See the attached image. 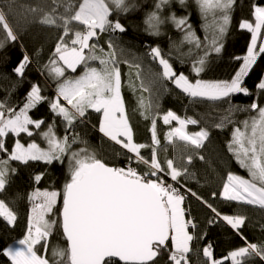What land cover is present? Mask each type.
Segmentation results:
<instances>
[{
  "label": "snow or ice",
  "instance_id": "snow-or-ice-1",
  "mask_svg": "<svg viewBox=\"0 0 264 264\" xmlns=\"http://www.w3.org/2000/svg\"><path fill=\"white\" fill-rule=\"evenodd\" d=\"M112 3L121 11H128L124 0H112ZM168 3L169 0H159L156 8L160 9ZM179 3L183 6L185 0H179ZM197 3L202 11L214 10L217 14L216 29L210 44L202 46L196 39L187 16L177 18L173 13L169 17L175 28L184 33L181 43L187 41L203 51V55L199 56L192 66V71L196 74L194 82L185 74L174 71L173 64L165 58L159 46H146V56L153 62H158L162 71L146 68L143 56L132 55L128 58L127 50L112 35L123 34L127 28L118 19H109L110 8L105 0H81L78 9L70 15L53 14L54 9L52 12L30 9L32 12L41 13L39 23L42 25L62 29L48 63L41 67L37 61V70H47L56 80V95L54 99L45 97L39 85L32 84L22 106L8 103L12 92L16 90L32 62L29 54L24 51L22 58L11 69L17 80L10 88L5 89L7 96L0 100V193L6 191L12 176L18 172L11 166L12 161L24 165L35 161L52 165L54 162L63 163L67 156L69 167L62 192L54 188L35 189L29 195L31 208L27 214V231L23 238L16 240L20 247L12 248L8 243L0 248V255L6 256L10 264H50L46 258L48 240L57 228L62 239L66 241V247L53 248L54 259L51 264H111L110 258H118L123 264H156L157 258L165 252L167 259L164 264H191L189 256L193 251L192 242L203 239L207 233L197 236L194 220L185 219L186 209L182 205L186 201V194H190L210 209L212 215L208 219L209 225L222 222L245 241L246 246H240L228 253L226 259H230L231 264H247L253 257L264 261V243L248 242L243 236L241 230L247 220L245 215L223 214L197 192L181 183V177L195 178V174L188 169V165L193 162L192 155L187 156V162L178 168L174 158H167L163 164L158 162L157 149L153 147L150 162L143 160L145 164H150V170L139 174L132 167L107 166L94 152L86 148L71 151V145L87 144V141L74 132L70 136L57 137L54 123L49 124L47 131L41 133L46 141V148L35 142H29L25 146L16 139L9 150L6 142L9 134L19 137L21 133H26L31 137L33 132L30 126L41 128L44 121L33 120L29 111L46 101L50 111L66 122V132L74 127L75 121L85 122L89 115L88 110L100 113L98 131L103 137L119 145L127 153L139 157L140 150L148 145L134 142V130L126 115V102L121 94L120 63H127L130 68L137 70L136 80L139 81L140 92L150 94V97L140 95L137 98L138 110L145 119H149L160 108L159 97L162 92L168 91L163 81L171 82L190 98L229 102V115L236 110H246L231 105L230 99L235 94H251L245 86V77L256 64L258 56L264 54V42L257 46L261 29H264V7L253 5L254 24L241 20L238 25L240 29L251 33L247 54L234 57L235 60L242 61L238 70L228 80L212 81L202 79L200 74L204 71L209 54L221 53L226 33L229 31L235 0H197ZM71 8L72 5H69L65 13ZM149 20L161 22L156 13H152ZM72 22L83 27L77 28ZM105 33L109 34L106 40L107 50L98 43L99 35ZM150 34L159 35V32ZM18 43L23 50L20 35L8 21L5 12L0 10V51L6 49L9 44L15 46ZM40 51L37 50V57ZM8 60H11V56H8ZM93 61H97L99 67L90 63ZM81 65L84 67L81 75L75 78L66 77V71L75 73ZM0 75L5 80L10 79L7 73ZM129 87L135 95L136 87ZM257 88L264 90V78L260 80ZM248 108L256 115L242 122L244 131L238 127L233 131L227 148L240 167L247 170L250 179L229 172L222 191L213 192L212 196L218 195L225 201L258 206L264 211V107L253 102ZM162 119L165 125L171 124L172 121H176L178 125L166 134L165 139L169 142L175 138L194 146L195 150H200L205 141L209 140L210 132L206 129L202 128L194 133L187 131L188 125L198 123L191 117L181 118L169 110L163 114ZM225 122H231L228 116L215 127L223 128ZM150 131L151 144L158 145L156 119H152ZM196 154L201 161L210 164L202 153L197 151ZM132 158L129 157V160ZM160 173L174 183L166 182ZM43 176L44 173L32 174L31 179L38 184ZM58 197H62V208L56 207ZM0 218L8 225H14L18 218L17 213L3 199H0ZM189 228L193 231L190 232ZM167 241L171 242L170 247ZM38 245L45 249V254H39ZM202 253L204 260L201 264H221V261L215 258L211 244L204 246Z\"/></svg>",
  "mask_w": 264,
  "mask_h": 264
},
{
  "label": "trees",
  "instance_id": "trees-1",
  "mask_svg": "<svg viewBox=\"0 0 264 264\" xmlns=\"http://www.w3.org/2000/svg\"><path fill=\"white\" fill-rule=\"evenodd\" d=\"M81 0H0V10H3L7 15L8 21L20 35V43L24 45L23 50L20 44L9 46L0 51V74L7 73L10 79L5 80L0 75V100H4L7 96L5 89L10 88L11 84L17 80V77L12 73L11 69L16 66L22 58L24 51L29 54L32 62L25 71L24 77L17 85V88L12 92L8 103L13 106H22L27 92L32 84H37L42 89V95L49 98H55L56 80L49 75L47 70L38 71L37 61L42 67L48 63L49 56L54 50L57 37L62 29H57L54 26H46L39 23L40 12H32L30 9H44L45 12L53 14H74L78 9ZM105 3L110 8L109 19L116 21L117 19L127 28L123 34H112L116 37L117 42L125 48L126 56L131 58L132 55L143 56L145 67H151L153 71H162L159 68L158 62H153L150 57L146 56V46H159L165 54V58L173 64L174 71L178 74H185L191 82L195 81L196 74L192 71V66L199 56L203 55L201 49H197L194 44H190L183 40L184 33L176 29L169 17L175 13L177 18L187 16L188 22L192 26L196 39L201 42V45L210 44L211 39L216 29L217 15L211 17V22L208 17L204 18L199 11L198 5L194 0H185L182 6L179 0H169V3L156 8L159 0H124V6L128 8L127 12L121 11L110 1L105 0ZM72 5L68 13L65 9ZM253 5L264 7V0H235L231 11V20L229 31L226 33L223 47L220 54L210 53L206 59L204 71L200 77L204 80H228L235 71L238 70L239 64L242 61L234 59L236 56L243 57L247 54V46L251 42V33L246 29L238 27L241 20L255 23L253 16ZM152 13H156L159 21H150L149 17ZM77 28H82L72 22ZM152 25V26H150ZM208 25V26H207ZM187 30V29H185ZM152 32H159V35H151ZM264 29H261V36L257 39V46L262 41ZM109 34H100L98 43L107 50L106 40ZM95 42V41H90ZM40 51L39 57L36 56L37 50ZM258 50V47H257ZM87 51V50H86ZM11 56V60H8ZM181 61H184L181 63ZM93 66H97L98 62H90ZM122 79V97L126 102V115L129 117L130 126L134 130V142L148 145L140 150V159L151 160L152 148L157 149L158 162L164 163L167 158H174L176 167L181 168L187 162V156H193L192 164L188 165L189 172L195 174L194 179H185L181 177V183L186 187L197 192L204 200H207L223 214H243L247 217L246 223L242 228L243 236L248 242L264 243V211L258 206L246 205L243 202L225 201L218 195L212 196L213 192L219 193L222 191L223 183L229 172L235 175L242 176L245 179H250L247 170L240 167L235 160L233 154L228 151L227 144L231 141L233 131L238 127L244 130L243 121L250 120L253 115H256L248 106L256 102L259 106L264 107V90H258L257 85L264 78V54L257 58L256 64L253 65L249 75L245 77V86L249 89L250 95L235 94L231 96V105L237 106L239 109L230 115L228 113V105L224 109L214 110L216 121L213 128L210 130L209 140L205 141L204 147L200 150H195L194 146L186 142L174 140L169 142L165 139L166 134L171 128L176 127V122L165 125L162 116L167 111L171 110L176 115L184 118L185 107L188 102V96L181 90L175 88L174 84L169 81H163V84L168 89L162 92L159 97L160 108L153 113L149 119H145L140 115L138 110V97H150L148 92H140L139 81L136 80V69L130 68L127 63H120ZM84 71L83 65L78 66L75 73L70 70L66 71V77L75 78L81 75ZM129 85L136 87V93ZM61 103L64 102L61 100ZM19 107H17V111ZM87 120L83 123L80 120L74 122V127L66 132V122L59 116L54 115L50 111L49 104L45 101L39 104L36 108L29 111V115L33 120H43L40 129H35L30 126L33 135L29 137L26 133H21L19 137L12 134L6 138L9 150L14 145V141H19L25 146L29 142H35L42 148H46V141L42 138L41 133L47 131L49 124H55L54 132L57 137L79 134V136L87 141V144L76 143L71 145V151H78L81 148H86L94 152L97 158L107 166L125 167L133 162L134 155L127 153L119 145L108 141L98 132L100 113H95L91 110ZM228 116L231 122H225L223 128H217L215 125L220 124L222 119ZM156 119L158 145L151 144V121ZM195 131L196 129H191ZM197 151L205 156L209 163L201 161L197 156ZM122 154H117V153ZM2 155V154H0ZM129 157H133L129 160ZM183 158V159H182ZM11 166L18 170L17 174L13 175L10 184L6 191L0 193V199L5 200L17 213L18 218L14 225H8L6 221L0 218V248L6 244L16 243L17 239L23 238L27 231V214L30 212L31 204L29 195L35 189L49 190L54 188L62 192V186L67 178L69 161L65 156L63 163L54 162L52 165H46L42 162H29L27 165L17 161H12ZM140 173H146L150 168L146 166H138ZM44 173L43 179L38 183H34L31 179L32 174ZM162 177L163 173H160ZM57 208L62 207V197L56 205ZM186 209V216H192L196 224V235L200 236L207 233L203 239H196L192 242L193 251L190 253L191 264H201L204 260L202 248L208 244L212 245L214 256L217 260H222L221 264H231L230 259H226L231 250H236L240 246H246L245 241L237 235L230 227L225 226L222 222L208 224V219L212 215L210 209L197 201L190 194L183 204ZM192 232L193 230H189ZM170 247V241L166 242ZM43 244V242H42ZM48 249L46 258L50 264L53 261V248L56 246L66 247V241L62 239L61 232L57 228L50 235L48 240ZM39 254H45V249L38 245ZM201 249V251H196ZM167 259V252L163 256L158 257L156 264H164ZM0 264H10L8 258L0 255ZM111 264H120L116 261H111ZM247 264H264L258 257H253Z\"/></svg>",
  "mask_w": 264,
  "mask_h": 264
},
{
  "label": "rangeland",
  "instance_id": "rangeland-1",
  "mask_svg": "<svg viewBox=\"0 0 264 264\" xmlns=\"http://www.w3.org/2000/svg\"><path fill=\"white\" fill-rule=\"evenodd\" d=\"M110 1L112 2V0ZM194 1L198 5L199 11L202 14V16L204 18L208 17V19L210 20L209 22H211V17H213L214 15L216 16L217 15L216 12L214 10L202 11L199 4L197 3V0H194ZM227 105H228V102L226 101L213 102V101L203 100L201 98L188 97V102L184 110L185 111L184 118L191 117L197 120L198 123L195 125H188L187 131L189 133H194V132L200 131L203 128L210 132L217 118L213 111L218 110V109H224ZM177 126L178 125H176V127ZM191 129H196V130L192 131ZM173 139L176 140L175 138ZM58 201H59V197H58L57 203Z\"/></svg>",
  "mask_w": 264,
  "mask_h": 264
},
{
  "label": "built area",
  "instance_id": "built-area-1",
  "mask_svg": "<svg viewBox=\"0 0 264 264\" xmlns=\"http://www.w3.org/2000/svg\"><path fill=\"white\" fill-rule=\"evenodd\" d=\"M143 160L144 159H140V158H138V157H134V160H133V162H131V163H129L128 165H126L125 166V168H127V167H132V168H134L139 174H143V173H140L139 172V170H138V166H146V167H148V168H150V164H145L144 162H143ZM166 182H168V183H174V182H172L171 180H170V178L169 177H162ZM177 187H179V185H176ZM181 191H183V189H181ZM186 196H187V198H188V196H189V194H186ZM186 198V199H187ZM185 219H193L194 220V218L192 217V216H187V217H185ZM194 223H195V220H194ZM189 230H191V228H189Z\"/></svg>",
  "mask_w": 264,
  "mask_h": 264
},
{
  "label": "crops",
  "instance_id": "crops-1",
  "mask_svg": "<svg viewBox=\"0 0 264 264\" xmlns=\"http://www.w3.org/2000/svg\"><path fill=\"white\" fill-rule=\"evenodd\" d=\"M264 41V35H263V38H262V41H261V43ZM99 132V131H98ZM100 133V132H99ZM101 134V133H100ZM102 135V134H101ZM131 155H134L135 156V154H132V153H130ZM182 207H183V205H182ZM170 244H171V242H170ZM11 247L12 248H17V247H20L17 243H13V244H11ZM223 260V259H222ZM222 260H220V261H222Z\"/></svg>",
  "mask_w": 264,
  "mask_h": 264
},
{
  "label": "water",
  "instance_id": "water-1",
  "mask_svg": "<svg viewBox=\"0 0 264 264\" xmlns=\"http://www.w3.org/2000/svg\"><path fill=\"white\" fill-rule=\"evenodd\" d=\"M61 208H62V207H61ZM110 259H111V261H116V262H118V263H120V264H123V262L119 261L118 258H110Z\"/></svg>",
  "mask_w": 264,
  "mask_h": 264
}]
</instances>
